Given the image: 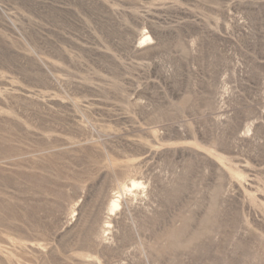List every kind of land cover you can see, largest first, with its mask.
Listing matches in <instances>:
<instances>
[{
  "label": "rangeland",
  "instance_id": "374dc122",
  "mask_svg": "<svg viewBox=\"0 0 264 264\" xmlns=\"http://www.w3.org/2000/svg\"><path fill=\"white\" fill-rule=\"evenodd\" d=\"M0 264H264V0H0Z\"/></svg>",
  "mask_w": 264,
  "mask_h": 264
},
{
  "label": "bare ground",
  "instance_id": "6f19581e",
  "mask_svg": "<svg viewBox=\"0 0 264 264\" xmlns=\"http://www.w3.org/2000/svg\"><path fill=\"white\" fill-rule=\"evenodd\" d=\"M151 40H152V38L148 34H146V35H144L142 42H148ZM128 183H130V184H124L123 188H122L123 192L126 194L132 193V192H134V190L139 189V188L142 189V186H143V184L136 179H130ZM120 196H121V194L111 202L110 210L112 212L116 211L120 208V200H119Z\"/></svg>",
  "mask_w": 264,
  "mask_h": 264
}]
</instances>
